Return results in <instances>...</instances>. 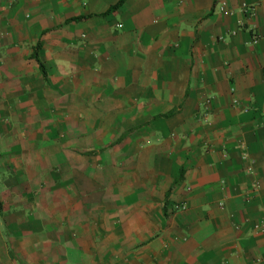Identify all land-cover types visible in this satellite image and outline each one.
<instances>
[{
	"label": "crops",
	"instance_id": "0c3cea01",
	"mask_svg": "<svg viewBox=\"0 0 264 264\" xmlns=\"http://www.w3.org/2000/svg\"><path fill=\"white\" fill-rule=\"evenodd\" d=\"M259 224L264 0H0V264H264Z\"/></svg>",
	"mask_w": 264,
	"mask_h": 264
},
{
	"label": "built area",
	"instance_id": "2783aa9c",
	"mask_svg": "<svg viewBox=\"0 0 264 264\" xmlns=\"http://www.w3.org/2000/svg\"><path fill=\"white\" fill-rule=\"evenodd\" d=\"M243 9L246 11V13L252 14V16H253V13H254L253 12V9H251L250 7H248L247 4H244L243 5ZM223 10H225V8ZM256 230L257 231H260V232H264V224H259L258 226H256Z\"/></svg>",
	"mask_w": 264,
	"mask_h": 264
}]
</instances>
